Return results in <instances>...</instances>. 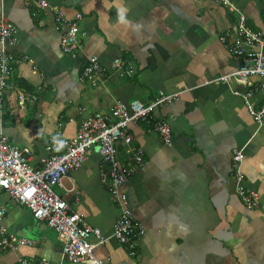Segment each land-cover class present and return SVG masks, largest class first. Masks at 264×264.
Instances as JSON below:
<instances>
[{
	"label": "crops",
	"instance_id": "0c3cea01",
	"mask_svg": "<svg viewBox=\"0 0 264 264\" xmlns=\"http://www.w3.org/2000/svg\"><path fill=\"white\" fill-rule=\"evenodd\" d=\"M49 3L67 17L83 15L79 27L86 36L75 59L60 49L48 9L31 0H0V14L17 27L4 130L17 145L30 149L31 164L38 166L47 154L46 139L60 118L62 135L71 137L81 118L107 110L114 101L148 103L159 94L179 93L154 111L156 118L171 125V146L161 142L147 121L131 123V142L119 145L122 162L130 157L129 148L143 153V164L122 189L144 235L134 253L109 238L95 248V254L108 264H264V129H256L229 85L211 81L239 66L218 40L222 31L234 27L235 14L215 0ZM236 4L251 28L264 31V0H236ZM90 56L105 66L116 57L128 59L136 73L92 85L80 79ZM253 80L264 83V78ZM240 147L245 155L244 181L256 193L254 209L245 207L236 194L231 157ZM99 164L98 153L91 151L55 192L88 224L110 235L118 213L100 179ZM0 202L7 207L0 223L32 241L0 251V264H18L22 257L63 259L56 233L44 221L4 192Z\"/></svg>",
	"mask_w": 264,
	"mask_h": 264
},
{
	"label": "built area",
	"instance_id": "2783aa9c",
	"mask_svg": "<svg viewBox=\"0 0 264 264\" xmlns=\"http://www.w3.org/2000/svg\"><path fill=\"white\" fill-rule=\"evenodd\" d=\"M39 8L52 13L54 28L59 32V46L63 53L77 58L84 46L85 31L79 27L83 15L76 12L67 17L59 6L49 0H31ZM235 14V24L218 36L227 53L239 60L233 71L213 78L230 86L233 95L242 99L252 116L257 130L264 129V83L253 78H264V31L253 29L247 24V16L239 9L236 0H215ZM17 27L3 13L0 14V193L4 192L16 203L25 206L35 219L42 220L52 228L60 242L63 259L51 262L46 259L20 258L18 264H108L95 254V248L114 238L127 252L134 253L145 229L136 221L122 189L127 180L143 164V153L138 148H129L124 162L119 157V145L131 142L130 124L150 122V128L157 133L165 146L173 143L170 123L156 118L158 106L176 100L179 93L159 94L152 101L144 103L132 99L127 103L114 101L110 108L96 111L79 120L74 135H62L63 120L60 118L54 133L46 139V155L35 166L30 163L31 151L17 145L4 130L3 102L12 74L14 55L11 47L17 42ZM136 73L134 63L122 57L114 58L110 66L103 65L97 56H90L83 63L82 81L96 85L99 80L107 81L112 76L131 78ZM209 81H206L208 83ZM241 88H233L231 84ZM34 100L37 98L32 97ZM24 104L23 94L18 95ZM91 151L100 157L99 176L112 202L117 208V217L110 235L88 224L84 217L73 210L55 192L62 179L81 166ZM245 158L243 147L232 151L231 168L236 182V194L245 207H257L256 193L247 188L241 162ZM7 207L0 202V222ZM30 239L16 236L0 223V251L31 245Z\"/></svg>",
	"mask_w": 264,
	"mask_h": 264
},
{
	"label": "rangeland",
	"instance_id": "374dc122",
	"mask_svg": "<svg viewBox=\"0 0 264 264\" xmlns=\"http://www.w3.org/2000/svg\"><path fill=\"white\" fill-rule=\"evenodd\" d=\"M22 94V93H20ZM4 100H5V96H4ZM20 104V103H19ZM22 105V104H21ZM27 106V105H26ZM3 109H4V112L7 111V107H6V100L3 102ZM48 138V137H47ZM52 229V228H51ZM53 230V229H52ZM54 231V230H53Z\"/></svg>",
	"mask_w": 264,
	"mask_h": 264
},
{
	"label": "clouds",
	"instance_id": "9594fccd",
	"mask_svg": "<svg viewBox=\"0 0 264 264\" xmlns=\"http://www.w3.org/2000/svg\"><path fill=\"white\" fill-rule=\"evenodd\" d=\"M121 20H123V16L121 15Z\"/></svg>",
	"mask_w": 264,
	"mask_h": 264
}]
</instances>
